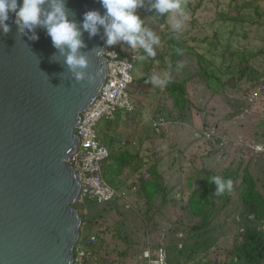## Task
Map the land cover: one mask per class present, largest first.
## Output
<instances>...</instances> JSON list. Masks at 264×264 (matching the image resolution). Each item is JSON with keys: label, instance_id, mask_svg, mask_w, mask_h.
Segmentation results:
<instances>
[{"label": "rangeland", "instance_id": "obj_1", "mask_svg": "<svg viewBox=\"0 0 264 264\" xmlns=\"http://www.w3.org/2000/svg\"><path fill=\"white\" fill-rule=\"evenodd\" d=\"M230 1L183 0L187 20L180 33L171 31L170 15L166 24L155 18L152 0H143V6L135 10L161 44L155 48V57L135 62L133 75L141 77L129 89L135 110L121 112L111 129L114 140L101 142L110 152L114 150L113 160H126L131 153L125 154L118 143L138 137L139 130L149 134L152 116L150 140L157 151L149 148V155L158 162L155 174L161 179L153 186L155 198L148 202L140 187L147 170L130 158L126 161L135 163L132 169L125 172L112 165L113 171H104L119 197L102 205L91 200L75 203L83 219L82 234H103L97 264H132L148 241L166 249L169 264H264V208L261 218L256 213L257 222L250 223L246 216L251 205L244 203L251 184L264 203V76L255 86L239 81L236 73L224 74L225 70L208 79L209 65L200 62L211 45L206 39L225 27L224 19L237 17L238 23L230 26L233 53L228 57L236 65L251 54L250 63L264 71V23L254 12L257 5L264 9V2L244 0L251 5L243 9L230 8ZM174 42L181 48L176 50ZM139 55L146 56L142 49ZM165 72L175 84L183 83L189 95H196L181 112L172 113L168 102L157 104L148 95L155 91L146 82ZM153 102L157 104L154 112ZM160 113L167 121L155 130L152 123ZM213 176L231 179V191L217 195Z\"/></svg>", "mask_w": 264, "mask_h": 264}, {"label": "water", "instance_id": "obj_2", "mask_svg": "<svg viewBox=\"0 0 264 264\" xmlns=\"http://www.w3.org/2000/svg\"><path fill=\"white\" fill-rule=\"evenodd\" d=\"M63 3L84 68L70 69L68 49L54 47L43 24L21 30L9 13L8 32L0 29V264H74L82 232L81 182L69 160L80 143L74 129L107 76L104 27L90 35L82 25L86 12L106 10L100 0ZM246 220L257 222L254 205Z\"/></svg>", "mask_w": 264, "mask_h": 264}, {"label": "clouds", "instance_id": "obj_3", "mask_svg": "<svg viewBox=\"0 0 264 264\" xmlns=\"http://www.w3.org/2000/svg\"><path fill=\"white\" fill-rule=\"evenodd\" d=\"M44 3L45 0H0V29L5 33L8 32L5 21L8 20L9 13L15 14V22L21 30L43 24L47 28L53 46L61 52L65 48L68 49L66 63L70 69L84 68L87 63L85 57L77 55V50L82 46L80 32L76 24L67 19L63 0H52L51 11L47 13L42 9ZM100 3L106 10L105 15L101 16L94 10L84 14L82 26L90 35L97 33L98 25L103 26L108 45L123 41L133 50L142 49L146 56L135 57L140 61L156 56L155 48L161 44L160 37L151 29L144 27V21L135 12L138 7L143 6V0H100ZM150 9H154L160 15L168 14L172 17V32L180 33L185 27L187 14L183 0H152ZM127 66L130 68L131 64ZM76 78L82 79V74L77 72ZM169 80L168 72L151 77V82L161 87ZM211 182L216 185L217 195L232 189L231 179L213 176Z\"/></svg>", "mask_w": 264, "mask_h": 264}, {"label": "built area", "instance_id": "obj_4", "mask_svg": "<svg viewBox=\"0 0 264 264\" xmlns=\"http://www.w3.org/2000/svg\"><path fill=\"white\" fill-rule=\"evenodd\" d=\"M106 41L107 36L103 41V55L107 63L106 80L95 101L81 114V120L74 129L80 143L69 160V164L78 172L81 182L78 201L91 200L100 205L116 199L120 192L104 176L103 163L110 156V150L101 143L97 128L101 121L113 122L118 113L135 110L129 89L134 82L133 69L137 61L135 57L140 54V49L133 50L126 42L117 41L108 45ZM128 64H131L130 68ZM165 123L160 118L153 121L152 125L158 130ZM102 236L101 231L89 236L81 232L74 248V264H84ZM134 264H169L167 251L163 246L148 245Z\"/></svg>", "mask_w": 264, "mask_h": 264}, {"label": "trees", "instance_id": "obj_5", "mask_svg": "<svg viewBox=\"0 0 264 264\" xmlns=\"http://www.w3.org/2000/svg\"><path fill=\"white\" fill-rule=\"evenodd\" d=\"M241 1H243V2L240 6L239 3ZM254 1L259 2V4H263V2H264L262 0H254ZM250 5H251L250 2L244 1V0H231L229 3L230 8L235 6V8L241 7L243 9H245V8H250ZM254 12L259 17V20H258L259 23H260V21H261L260 24L264 23V9L260 5H257L255 7ZM167 15L168 14L160 15L156 11L154 13L155 18L158 21H160L162 24H166ZM237 23H238L237 17L224 19L223 26H225V27L222 30H219V29L215 30L214 33L212 34V36L209 37V39H206V41L210 40L211 45L206 46L207 55L202 57V60H200V62L203 63V65H206V64L209 65L205 69L206 78H208V79H212L213 77L217 78V76H218L217 72L225 70V71H223L224 74L236 73L237 77L239 78V81L246 82L247 84H249V82H250L251 86H255L257 84V82H259L260 75L264 76V71L261 72L262 69H260V66L258 67L254 63H250L252 55L250 54L249 57H247L248 59H246V62L240 61L236 65H235V63L232 62V61H234V58L229 59V57H228V56H231L233 53V52H230V50H229V40H230L229 37L231 36L230 26H235ZM163 42H165V41H163ZM174 44L176 46L175 42H174ZM179 47L176 46L175 49L178 50ZM229 52H230V54H229ZM176 53H177V51H176ZM179 55H180V53L176 56L179 57ZM252 62H253V60H252ZM225 64H226V69H224ZM210 67L212 68V71H209ZM140 78H137V79L134 78V81L135 80H137V81L141 80ZM143 78L144 77H142V79ZM172 81L173 80L170 79L169 82L164 86L165 87L164 91H162V89H161V91H159L160 100H161V102H162V100L163 101L165 100L166 102H168L169 107H171L170 111H172V113H174L176 110H180V112H181L182 110H185V108L188 106V104H190L189 103L190 100H194V96L196 97V95H193L191 93L189 95V92L185 89L186 87L183 83L175 84ZM196 86L199 90L202 91L201 85L197 84ZM196 94H197V92H196ZM110 124H111L110 121L109 122L108 121L107 122L106 121L100 122V124L97 128L99 139L101 136H103V138H105L104 134H106V138H107V132L105 131V126H109ZM100 141H101V139H100ZM101 143H103V142H101ZM113 151L114 150L112 149V151L110 152L111 153L110 156L103 163V172L107 171L108 169L113 171L114 167L112 168L111 166L114 165L115 163H116V165L118 164L119 167L121 168L122 164L125 162V160L123 161V159H121V158H120L121 162H119V163L116 162L115 159L113 160V157H114ZM116 165H114V166H116ZM150 185H151V182L149 181V182L144 183L141 186V188L145 192L148 202L151 203V201H153V199L155 198L157 191H156V188H154L153 186L151 187ZM244 203L247 206L254 204L255 208H256L257 218H261V213L263 212L264 203H263L262 196L260 195V193L255 191L253 184L248 186V188L244 194ZM93 249L94 248H92V251H94ZM97 263L98 262H96L91 257H87L85 260V264H97Z\"/></svg>", "mask_w": 264, "mask_h": 264}, {"label": "crops", "instance_id": "obj_6", "mask_svg": "<svg viewBox=\"0 0 264 264\" xmlns=\"http://www.w3.org/2000/svg\"><path fill=\"white\" fill-rule=\"evenodd\" d=\"M134 78L135 79H137L138 77H135L134 76ZM148 85H150V88H152V90L153 91H155L156 93H157V95L155 94V92H151V93H148V95H151L152 94V97H150L151 99H152V101L155 99V102H156V100H157V104L159 103V100H160V93H158L162 88H161V86H158V85H154L152 82H151V78H150V81H147L146 82ZM163 87V86H162ZM140 90V89H139ZM150 92V91H149ZM141 94V93H140ZM157 96V97H156ZM154 103V102H153ZM157 104H151L152 105V107H153V111L152 112H154L155 110V108H156V106H157ZM165 111V110H164ZM121 113V112H120ZM120 113H118V116H119V114ZM162 113V112H161ZM160 113V114H161ZM165 116H163L162 114H161V116H157L156 118L157 119H160V118H163L165 121H167L165 118H164ZM118 118V117H117ZM153 119H152V116H151V119H150V124H148V129H149V134L146 132L145 134H144V132H140V130L138 131V130H134L135 131V136H136V133H137V131L139 132V134H138V137H131L130 139L128 138V139H126V138H124V136L122 137V139L124 138L125 140L124 141H120L121 143H118V146H119V149H120V147H123L124 148V150H125V154H127V152H130L131 154H127L129 157H127V159L126 160H129L130 158H132V161H134V160H137V161H139L140 163H141V166H140V168H143L145 171L147 170V174H146V179L145 180H140L141 181V183H146V182H151L152 183V185H150L151 187L152 186H154L155 185V183H157L158 182V180H160L161 178L158 176L157 177V175L155 174V171L157 170V161L156 160H154L155 158H154V155H149L150 154V152H149V148L153 151V152H155V151H157L156 149V143H155V141H151L150 139H151V137H153L152 136V134L150 133V131H151V129H152V127H150V125H151V121H152ZM116 121V120H115ZM115 121H113V122H110L111 124L109 125V126H105V131L107 132V138H106V134H104V137L105 138H103V136H101L100 137V139H107L108 141H112V140H114V137H112L111 136V129H112V127H113V124H114V122ZM107 122V121H106ZM108 128V129H107ZM151 135V136H150ZM104 143V142H103ZM108 143V142H107ZM104 145L105 146H107V144L106 143H104ZM108 147V146H107ZM109 148V147H108ZM132 151V152H131ZM153 152L151 153V154H153ZM125 160V162L122 164V166H121V168L122 169H124V171H125V169L127 168V169H132L133 168V165H135V163H133V162H128V161H126ZM114 165H116V163L114 164ZM118 167V168H117ZM120 167H119V165L117 164L115 167H114V169H117V170H120L121 169ZM126 172V171H125ZM159 174V173H158ZM110 183V182H109ZM142 185L140 184V187H141ZM155 188V187H154ZM144 192V191H143ZM145 193V192H144ZM85 235H87V234H85ZM91 235H93V234H91ZM87 236H89V235H87ZM150 243V241H148L147 242V244L149 245V246H153L151 243ZM146 244V245H147ZM147 245V246H148ZM159 245V244H158ZM158 245H156V246H158ZM97 246H98V243L93 247L94 249V251H91V254L89 255V257H91V258H93L94 260H96L97 258H98V248H97ZM153 247H155V246H153ZM96 262H98L97 260H96ZM114 262V261H113ZM110 263H112V262H110ZM135 262H133L132 264H134ZM84 264H85V262H84Z\"/></svg>", "mask_w": 264, "mask_h": 264}]
</instances>
